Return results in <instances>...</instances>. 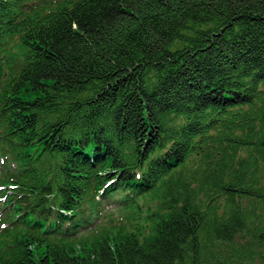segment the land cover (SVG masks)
Returning <instances> with one entry per match:
<instances>
[{
	"label": "trees",
	"instance_id": "1",
	"mask_svg": "<svg viewBox=\"0 0 264 264\" xmlns=\"http://www.w3.org/2000/svg\"><path fill=\"white\" fill-rule=\"evenodd\" d=\"M0 196V264H264V0H0Z\"/></svg>",
	"mask_w": 264,
	"mask_h": 264
}]
</instances>
